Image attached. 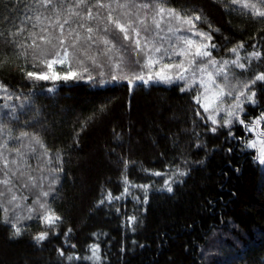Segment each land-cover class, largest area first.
I'll list each match as a JSON object with an SVG mask.
<instances>
[{
    "label": "trees",
    "instance_id": "trees-1",
    "mask_svg": "<svg viewBox=\"0 0 264 264\" xmlns=\"http://www.w3.org/2000/svg\"><path fill=\"white\" fill-rule=\"evenodd\" d=\"M140 3L153 7L133 6L132 12L152 15L154 0H133ZM163 3L189 16L200 15L195 24L201 31H211L209 23L220 29L211 31V43L216 45L212 57L220 62L213 67L237 55L247 65L245 69L226 66L230 84L264 72V19L231 0ZM76 4L77 0H53L60 8V21L69 20L64 28L68 42L69 29L79 32V48L95 56L96 63L78 52L88 72L83 73L75 60L74 71H81L83 79L34 82L20 71L25 60L8 42L30 44V33H39L41 27L59 35L56 14L37 0H0V60L9 58L0 70V82L7 86V91L0 90V124L6 125L0 131V264H264V165L253 159L256 150L245 147L255 134L238 122L221 127L224 111L205 112L192 99L203 94L197 85L181 92L185 87L179 80L147 85L137 81L131 87L126 80H113L112 75L125 71L113 63L121 55L126 66L133 67L135 34L130 32L131 39L124 40L119 29L104 32L108 9L96 6V0ZM98 25L99 31L92 33L96 44L89 47L91 42L83 37L88 27ZM20 28L22 32L17 31ZM101 37L111 40L116 49L105 53ZM241 41L243 48L229 51ZM252 51L262 57L249 63ZM36 70L40 69L32 67L29 55L26 71ZM88 75L93 79L88 80ZM216 81L223 84V76ZM241 88L242 83L231 89L233 96L223 97L217 106L223 110L232 105ZM254 90L258 103L245 104L246 122L264 111V87L258 84ZM212 115L217 117L216 125L208 119ZM214 126L216 132L211 131ZM21 132L28 135L21 137ZM33 134L45 147L35 143ZM177 168L187 174L180 176ZM38 169L48 175L42 191L48 195L38 198L36 205L35 188L28 192L24 184ZM5 179L9 184L2 183ZM41 203L62 218L55 227L38 218L44 212ZM5 209L22 235L12 236L11 223H4ZM133 216L135 221L129 219ZM41 231L49 236L37 242L33 237ZM93 244L99 245V260L87 259L93 255Z\"/></svg>",
    "mask_w": 264,
    "mask_h": 264
},
{
    "label": "snow or ice",
    "instance_id": "snow-or-ice-1",
    "mask_svg": "<svg viewBox=\"0 0 264 264\" xmlns=\"http://www.w3.org/2000/svg\"><path fill=\"white\" fill-rule=\"evenodd\" d=\"M37 3L54 10L57 17L56 24L59 26L60 33L59 35H53V33L50 32L48 28L41 27L39 33H30V44L17 43L15 40L8 42L14 45L15 48L19 49V52L16 53L17 56H23L25 60V67L20 68V71L23 72L28 79L34 82L47 80L68 81L70 79H83L84 76L82 75V72L87 73L88 68L83 66L84 60L80 59L78 52L86 56L87 59L93 64L96 63V57L88 55L85 49L79 48V43L81 40L79 32L69 29V36H71L72 39L71 43L68 42V37L65 36L64 28L65 25L69 23V20L65 19L63 22L60 21V8L53 5V0H37ZM231 3L233 5H240L242 9L250 10V14L255 18L264 19V0H231ZM86 4L87 0H77L76 6L79 7ZM113 4H115V8H113ZM154 5L155 15L152 17V25H154L155 29L157 30V35L161 30V22L164 20L165 13H167L169 17V26L167 29L168 32L174 34L179 33L181 28L184 25H187V32L190 35H178L176 45L169 44L167 48L163 46V43L157 44L155 39L150 40L147 36L144 37L142 42L140 39L141 30L145 32L148 31L146 14L145 17H141L139 11L132 12V7L134 6L137 9H149L153 7L152 4H133V0H123V2H121V0H108L107 3H104L103 0H96V6L108 9L106 21L103 27L104 32H108L110 27H114L115 29H119L120 33H123L124 40L131 39L130 32L135 34V38L133 40L134 50L136 53L134 63L140 68V71L127 72L125 57L121 55L120 59L118 61H113V63L116 69H125V71L121 72L119 75L114 74L111 78L113 80H126L130 87L136 85L137 81L144 85H147L150 81H159L167 84H171L175 80L188 81L185 88L180 89L181 92H184L191 85L197 83V73H199V84L204 88V92L203 94H197L196 96L192 97V99L195 100L205 112H208L210 109H212L216 113L221 111L219 106H217V102L225 96H233V91L231 89L238 88L242 83V88L237 91L234 97V103L223 109L226 115L223 119L221 127L228 126L231 128L234 123L238 122L244 127L246 131L254 133L255 138L247 140L245 142V147L256 150V155L253 157V159L258 160L261 165H264V111H261L258 115L253 116L247 122L243 118L247 115L245 111V104L247 103L250 105H257L258 103L257 91L254 89H256L258 84L264 87V72L258 73L253 78L245 82L237 80L236 84H230L229 73L226 66L228 64H232L240 69H245L247 67L246 64L240 62V57L238 55L235 60H224L221 66L216 68L215 72H209L207 69L210 65L215 66L220 63L212 57V52L210 51V49L216 48V45L211 43V31L219 32L220 29H213L211 23H209L208 27L211 31H201L196 28L195 24V21H200L202 19L200 15L194 13L193 15L189 16L177 11L175 8H166L164 6L163 0H154ZM117 9L121 11L114 16L113 13ZM69 11H71V9H69ZM76 15H79V13L77 12ZM133 16L136 17V20L132 19ZM87 18L89 20L93 19L90 9L87 13ZM36 19L39 21L40 17L37 16ZM173 20L177 22L179 25L178 27L173 28L171 26ZM80 27H83V25H80ZM17 31L22 32L23 28H20ZM94 31H99V25L95 29L88 27L87 35L83 37L85 41L91 42L89 47L96 44V41L93 40L92 37V33ZM16 34L17 33H12L13 36ZM2 35L3 33L0 32V36ZM101 40L105 46V53H110L116 49V45L107 37H101ZM243 47L244 42L241 41L237 44V46L229 49V51L232 53H237L238 49ZM141 53H144L143 65H140L139 61ZM29 55H31L32 67L38 68L40 70L26 71ZM173 56L177 58L183 57V59L180 61V63L176 64L164 63L165 59L171 58ZM248 57L249 63H251V58L255 57L260 59L262 57V53L259 51H252L248 54ZM8 59L9 58L5 56L3 60H0V70H3L6 65H8ZM74 60L76 65L80 66L82 72L74 71ZM205 60H207V63L203 62ZM57 66H66L67 71L58 72ZM145 69H147V72L144 71ZM172 69H175L176 71L172 73L170 71ZM189 73L191 74L190 79ZM100 75L103 76L104 73L101 72ZM205 76L207 77V80L204 79ZM217 76H223V84L217 83ZM87 79L92 80L93 77L88 75ZM100 83L103 84L105 81L101 80ZM0 90L7 91V86L4 85L3 82H0ZM208 119L212 121L213 125L218 123L217 117L215 115L209 116ZM5 127L6 125L0 124V131H3ZM211 131L216 132L217 128L214 126L211 128ZM231 134V131H229V135ZM20 135L21 137H24L27 136L28 133L21 132ZM33 139L35 143L40 144L41 147H45L39 135L33 134ZM15 151L17 155H21L19 149H15ZM47 151L48 150L45 148V154H47ZM57 151L59 158V150ZM4 163L7 164L8 161L5 160ZM177 172H179L180 176L187 174L186 172H180L178 168ZM155 175L161 176L162 173L156 172ZM173 175H176V173H173ZM29 179L34 178L29 177ZM124 179L127 182V177ZM2 183L7 185L9 184V180L5 179L2 181ZM164 186L169 192L173 190L169 180L164 181ZM139 187L147 188L148 186L140 185ZM9 191H11V189H9ZM125 191H127V188ZM0 195H3V193H0ZM43 195L47 196L48 193L44 192ZM107 198L109 200L113 199L110 192ZM118 198L119 197L116 199ZM15 199L16 197L13 196L12 200ZM99 203L103 204L104 201L101 200ZM40 208L44 209V212L43 215L38 218L42 219L50 228L55 227L56 222L62 219L50 207H47L43 203L40 204ZM3 219L4 223H11V226L14 229L12 233L13 237L22 235L21 227H18L17 223L11 222L9 220L7 216V209H5V216ZM129 219L135 221L136 217H129ZM68 231L71 232L72 229H68ZM48 236V231H41L36 236H34L33 239L37 242H40L47 239ZM73 247H75V245H73ZM91 248L93 250V255L92 257H87V259H92L93 257L96 260L101 259V257L97 254L99 245L93 244L91 245ZM63 254L64 253L61 250V255ZM68 259L72 260L73 256L69 255Z\"/></svg>",
    "mask_w": 264,
    "mask_h": 264
},
{
    "label": "rangeland",
    "instance_id": "rangeland-1",
    "mask_svg": "<svg viewBox=\"0 0 264 264\" xmlns=\"http://www.w3.org/2000/svg\"><path fill=\"white\" fill-rule=\"evenodd\" d=\"M145 14H146V18H147L148 31L145 32V31L141 30V33L142 34L140 35V39H141L142 42H143L144 37L147 36L150 40L155 39V41H156L157 44L163 43V46L165 48H167L169 46V44L176 45V43H177V36L178 35H190L187 32V25H184L181 28V31L179 33L174 34V33L168 32L167 29H168V26H169V23H168L169 17L167 15V13L164 14V20L161 22V30L159 31V34L157 35V30L155 29L154 25H152V17H153V15H155V9H154L152 15L150 13L146 12V13H143V15H141V16H144L145 17ZM171 26L173 28H176L179 25L177 24L176 21L173 20ZM193 38H197V37H193ZM210 51H211V49H210ZM135 57H136V54H135ZM182 59H183V57L177 58V57H174L173 56L171 58L165 59L164 60V63L176 64V63H180V61ZM134 60H133V63H132L133 64V67H130V66L127 67L126 66L128 72H131V71L132 72H139L140 71V68L135 65ZM139 61H140V65H143L144 64V53H141L140 54ZM203 62L204 63H207V60H205ZM60 68L62 69L60 72L67 71L66 68H63V66H60ZM207 70L209 72H215L216 68L210 65ZM144 71L147 72V69H145ZM170 71L172 73H174L176 70L175 69H172ZM190 78H191V74L189 73V79ZM204 79L207 80V77L205 76ZM175 81H178V80H175ZM155 82L158 83L159 81H155ZM180 82H182V85L184 87L188 83V81H180ZM194 85L199 86L201 88V90L204 92V88L199 84V73H197V83L196 84H193V86ZM222 111L223 110H221V112ZM254 138H255V135H253L252 139H254ZM39 170L40 169H38V170H32L33 173H34L33 175H36V176L32 177L34 179H29V177L27 176L26 182H25V184L27 183V187H25V184H24V188L26 190H28V192L31 191V189H28L29 187L35 188V191L34 192L36 193V196H35L36 197L35 198L36 199V205L39 204L38 203V198L39 199L40 198H43V195H42L43 189L47 188V185L45 183L47 181V176L48 175L45 172H42V171H39Z\"/></svg>",
    "mask_w": 264,
    "mask_h": 264
}]
</instances>
